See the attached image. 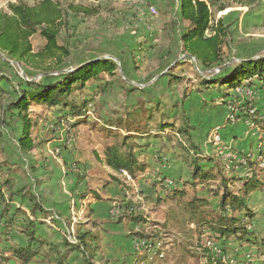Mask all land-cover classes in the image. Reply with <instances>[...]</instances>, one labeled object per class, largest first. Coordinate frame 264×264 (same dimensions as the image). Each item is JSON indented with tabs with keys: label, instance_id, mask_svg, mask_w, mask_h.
Here are the masks:
<instances>
[{
	"label": "trees",
	"instance_id": "trees-1",
	"mask_svg": "<svg viewBox=\"0 0 264 264\" xmlns=\"http://www.w3.org/2000/svg\"><path fill=\"white\" fill-rule=\"evenodd\" d=\"M8 9L9 13L0 10V52L20 64L26 72L37 71L47 76L38 83L19 78L18 84L15 85L11 77L2 74L3 70L0 68V142L4 138L3 124L11 118L20 122L18 148L22 153H30L42 146V142H36L33 138L39 124L30 116L29 109L32 105L56 109L59 126L62 122L69 125L68 135H72L75 127L88 123V116L91 115L96 121L94 125L100 127L104 138L113 140V143L104 150V165L114 173L110 183H116L126 197L132 188L128 186L129 180L123 176V173L130 177V181H135L139 173L144 172L147 167V164L136 155L141 148L137 140L162 138L167 131H170L169 145L162 144L161 148L177 150V158L190 170L191 180L180 183L169 179L172 186L167 184V179L162 180L161 187L165 190L167 198L186 197L184 189L189 184L192 185V189L203 184L205 194L194 195L188 202L194 220L192 223L199 221L198 225L204 228L203 234H208L209 240L222 251L231 245L242 246L244 243L248 246H259L254 236L248 232V227L255 219L248 199L253 193L264 189V168H261L262 162L258 160L260 158L254 159L251 154L246 153L238 155V160L224 164L220 158L204 154L192 135V131L196 130L195 126L185 110H180L179 107H174V110L179 109L175 118H171L161 110V104L154 106L150 104L152 105L150 108L145 104L134 108L131 112L116 114L114 119H103L100 115L101 108L94 102V97L111 91L116 83L121 84L119 79L104 82L99 86V94L88 99L76 101L71 96L77 90L85 88L86 83L91 80H102L99 76L101 73L114 77L117 66L111 60L91 62L73 73H60L57 78L51 75L66 69L74 62L71 36L66 35L70 30L71 17L90 16L97 13V10L74 3L63 7L54 0H40L33 6L19 2L10 4ZM226 9L227 7L224 6L217 7L213 0H180L178 13L181 19H171L162 32L173 35V42L177 39L180 53L196 59L201 69L207 71L223 67L226 63L224 47L226 39L231 34L225 27L223 18L216 21L214 13H221ZM183 21L187 23L186 26H182ZM38 33L45 40V45L41 51L35 53L31 38ZM63 34L66 36L63 37ZM224 71L221 76L211 79L200 78L196 92L207 91L216 94L210 98L211 103H216V99H219L227 108L237 107L235 120L249 121L264 134V118L260 110L253 103H248L247 99L242 106H238V103L243 101L235 92L264 90V59L243 61L238 66L232 67V70ZM164 77L170 87L180 82L173 72H169ZM2 83L12 85L13 93L2 87ZM135 91L127 90L130 94ZM227 110L229 112V109ZM153 122H155L154 126H152ZM7 165L0 162V173ZM210 165L212 167L209 168ZM244 168L247 169L248 174L245 177H238V170ZM32 172H35L33 168ZM78 182L80 184L81 180L79 179ZM208 183L211 185L205 187L204 184ZM16 187V182L9 176L0 181V204L3 206L0 213V227H4L7 235L17 224H20L18 232L28 239L26 247L12 248V257L18 264H30L38 256L46 258L49 264H69V256L75 252L82 255L83 264H98L95 261L97 248H94L98 235L90 230L82 231L79 228L73 234V242H69L66 236L63 251L58 246L38 238L37 226L43 225L46 220L54 221V218L42 207L36 196L24 190L14 192ZM5 192L8 193L7 197ZM19 194L27 197L32 204L30 217L22 208L11 211L8 201H14ZM135 209L137 211L132 200L128 201L123 205V212L118 218L110 217V219L118 223L125 220L133 222L140 227L133 234L134 240L155 242L158 234L145 229L144 225L147 222L142 214L134 211ZM38 213L43 218L39 219ZM66 224L70 226L71 221L66 220ZM259 249L264 255V243L263 247H258ZM247 257L251 259L250 255ZM146 258L147 256L143 259ZM11 260L12 258L0 254V264H10ZM255 264H264V260Z\"/></svg>",
	"mask_w": 264,
	"mask_h": 264
},
{
	"label": "rangeland",
	"instance_id": "rangeland-1",
	"mask_svg": "<svg viewBox=\"0 0 264 264\" xmlns=\"http://www.w3.org/2000/svg\"><path fill=\"white\" fill-rule=\"evenodd\" d=\"M38 1L40 0H0V10L9 13L8 7L10 4L23 2L29 6H33ZM54 1L60 3L63 7H66L70 3H74L83 4L97 10V13L93 15H83L78 18L73 16L70 19V30L67 31L66 35L71 36L70 41L75 56L74 62L69 67L76 68L80 65L91 63L96 59L108 58L117 66L116 75L113 77L107 73H101L99 76L102 80H91L86 83L85 88L77 90L71 98L76 101L88 99L95 94H99V86L104 82L119 79L121 84L116 83L111 91L102 96L94 97V102L101 108V117L106 120L114 119L116 118V114L131 112L134 108L144 106L145 104H147V108L152 107V105L161 104V110H164L171 118H175L179 113V109L174 110V107H179L180 110L183 111L185 110L184 105L189 103L186 100L191 95H195L200 78L211 79L219 75L221 76L225 72L224 70H232V67L238 66L243 61L264 57V0H213L216 2L217 7H227V9L221 13H214V18L216 21L223 18L224 25L229 30L231 36L226 39L224 47L226 56L225 65L228 67L223 70L221 69L222 67H219L207 71L201 69L199 64L197 66L193 59L185 58V56L180 53L179 44L176 43L177 39L173 42V35L162 32L171 19H181L178 13L180 0ZM186 25L187 23L183 21L182 26ZM66 35L63 34V37ZM31 43L34 52L37 53L41 51L45 45V40L41 37L40 33H38L31 38ZM0 68L3 70L2 74L13 79L15 85L18 84L19 78L38 83L45 80L46 77L42 72H26L20 64L13 61L5 54L3 58L0 56ZM65 70L66 69L56 71L54 72L56 75L52 76L57 78L58 75ZM169 72H173L177 78L180 79V82L173 87H170L167 79H164V76ZM1 85L9 92L13 93L12 85H6L5 83ZM127 90L136 91L130 94ZM204 94L205 96L203 98L205 99V105L203 109L206 108L211 111L213 108H221L219 104L212 107L213 103H211L210 98L216 96V94H209L208 92ZM246 94L239 95L243 102L238 103V106H242L245 103L244 100L247 99V102L253 103L258 110L261 108L262 112H260L264 118V90L255 91L252 97H247ZM192 98H194L192 99L193 103H191L193 107L192 109L190 108V112L193 114L192 117L195 122L198 123L197 116H199L202 110L201 100H195V96ZM227 109H229V112L226 113V121L224 124L213 128L208 133L206 140L208 144L215 146V153L209 156L220 158L224 164L238 159L235 149L226 144L222 136L221 143H217L213 140L214 130L221 135L220 130L223 125H235L239 123L235 120L236 118L234 115L236 114L235 111L238 112L237 107H228ZM29 110L33 120L36 121L37 118H34L36 114H40L39 116L42 118V126H38V129L34 132L33 138L36 139V142H42L41 148H43V151L45 149L47 150V144L53 143L55 139H63V137H61L63 134L67 137L69 136V139H65L66 143H61V146L56 148H51V146L48 147L49 149L57 150L59 153L57 154L56 151L54 153L60 158L62 157L61 150L73 153V151H77L76 147L86 150H88V148L105 147L106 142L103 139L104 135L100 127L94 125V123L96 124L95 118L90 114V116H88V123H82L78 129V133L73 130L72 135H67L69 132V125L67 123L62 122L60 127H57L58 114L56 109L36 108L35 105H32ZM210 114L212 118L220 115L217 111L214 113L210 112ZM232 117L234 120L231 119ZM245 122L246 121L243 123L245 124ZM39 123L40 122H38V124ZM154 124L155 122L152 123V126H154ZM19 125L20 122L18 120H12L11 118H8L3 124L2 131L4 138L2 142H0V162L8 164L9 166L7 165L4 171H1L0 181L9 176L14 179L16 184L18 181L20 183L22 182V184L26 183V186L21 189V191L24 190L27 192L28 190V192H30V184L27 183L26 179L28 176L34 174L31 168H35V166H27V161L31 163L32 160L27 159L18 148L17 136H19L18 134L20 133ZM200 126L201 125H199V127ZM246 126L250 130L256 132L254 135L256 141L254 143L257 144L248 154H251L254 159H258L264 143L259 144V136L257 135L261 134L262 137V130L257 129L255 125L253 127L252 123ZM45 129L49 132L46 133L44 131ZM38 130L39 132H37ZM41 131H44L43 134H41ZM52 131L54 133V135L52 134L53 136L50 135ZM55 133H58L59 137H56ZM168 135H170V131H167L166 135H163L166 143L168 142ZM69 140L72 141V148L67 142ZM154 142V139L149 138L143 143L140 142V144L151 146ZM199 146L201 147V145ZM201 150L203 151L202 147ZM99 151L101 153V150ZM204 151L206 150L204 149ZM93 152L97 156L99 155L97 151ZM44 155L49 156L50 154L44 152L43 154L38 153V155L35 156L40 158L39 161H49V159H44ZM175 156L174 158L177 160V155ZM153 161L156 162V160ZM180 163H182L181 160L178 161L174 170H181ZM77 165L78 164H75V168ZM172 165L174 166V164ZM184 168L186 169L187 166ZM261 168H264V164H261ZM228 171L230 172V170ZM238 171V177H245L248 174L245 168L239 169ZM188 175L189 177L187 178H191V174L189 173ZM128 184H132V181H128ZM160 184L161 183H159V185ZM209 185H211V183L204 184L205 187ZM191 186L192 185L189 184L186 188L183 187L185 188L186 197H177L176 199L168 200L163 210H156L152 206L148 209V217L143 215L147 222L145 229L148 232L155 231L156 234H158V239L155 240L154 243L156 244L155 250L160 256L156 258L153 263L255 264L259 261L262 262L264 260V255H262L263 253L260 252V249L258 250V247H263L264 243V189L255 192L248 201L255 215V219L252 221L251 226L248 227V232L254 236L259 246L251 248L244 243L242 246L231 245L227 247L225 251H222L217 245L212 246V244H210V237L208 234H203L204 228L202 225H198L199 221L192 223L194 220L192 219V213H190V205L188 202L193 199L194 195H202L203 184L197 185L196 189H192ZM159 188L162 189L160 186ZM17 189L16 187L14 192H17ZM132 192L133 188L131 192L128 193V196L123 197L124 200L118 199V201H120L117 202L115 207H123V205L131 201L132 198L136 199L132 195ZM5 196H8L7 192H5ZM9 202L10 201H8V203ZM133 204L135 205V203ZM0 206L3 207L1 204ZM76 222H81V220H76ZM76 222L72 221L70 224L71 226L67 225V231L69 230L71 233V237L67 234L69 242L74 241L73 229L75 224H77ZM139 228L140 227H136L135 232ZM148 251L149 250H146V252ZM247 255H250L251 259H247ZM141 256L144 257L145 255ZM146 256L149 255L147 254Z\"/></svg>",
	"mask_w": 264,
	"mask_h": 264
},
{
	"label": "crops",
	"instance_id": "crops-1",
	"mask_svg": "<svg viewBox=\"0 0 264 264\" xmlns=\"http://www.w3.org/2000/svg\"><path fill=\"white\" fill-rule=\"evenodd\" d=\"M205 92L207 91L203 93L196 92L195 95H191L192 97L195 96V100H201L202 110L199 116H197L198 123L195 122L192 117L193 114L190 112L193 107L191 104L193 103L192 99L194 98L190 96L186 100L189 102V105L185 104L184 109L191 123L196 128L195 131H192L196 144L201 145L204 154L213 155L215 153V146L207 143V136L213 128L224 124L228 110L226 106L222 105L223 103L219 99H216L217 102L213 103L212 107L219 104L221 108H213L211 111L206 108L203 109L205 105V99L203 98ZM236 92L238 95H245L249 90H237ZM208 93L210 94V92ZM35 107L43 108L40 105H35ZM259 110L262 112L261 108H259ZM216 111L219 112L220 115L212 118L210 112L214 113ZM39 115L40 114H36L34 118H37L36 121L40 122L39 126H42V118ZM58 122L59 120L57 121V127L59 128ZM199 125L201 126L199 127ZM79 128L80 125L75 127L74 131L78 133ZM44 131L46 133L49 132L46 129ZM53 131L50 134L51 136L54 135ZM19 132V136H17L18 140L21 130H19ZM37 132H39V130ZM43 132L41 131V134H43ZM220 133L225 143L232 146L237 155L251 152L253 150L252 148L257 145L254 143L256 141L254 137L256 132L250 130L242 121L235 125H223ZM55 136L59 137L58 133H55ZM257 136H259V144H261L264 134L262 137L261 134ZM61 137H63V139H55L53 143L47 144V150L45 149L43 151V148L39 147L30 153H22L20 151L27 159L32 160L31 163L27 161V166H35V168L33 167L35 170L34 174L28 176L26 179L27 183L30 184V192H28V190L27 192L36 196L42 207L54 218V221L46 220V223L37 226V237L58 246L60 250L63 251V244L67 234L71 237L70 231H67L66 220L71 221V223L72 221L76 222V220H81V222H76L77 224H75L73 234L80 228L82 231L90 230L98 235V240L94 243V248H97L95 252L96 263L154 264V261L150 262L147 258L143 259L146 256L139 257V254L135 250L133 234L137 226L128 220L118 223L116 220L110 219V212L117 205V202L120 201H118V199H123V197H125L116 183H110V178L114 173L104 165V148L111 145L113 140L103 138L106 143L105 147L102 148L99 146L100 148H88V150H86L76 147L77 151H73V153L61 150L62 157L60 158L56 156L59 152L51 148L60 147L61 143H66L65 139H69V136L67 137L65 134ZM150 139L155 140L151 146L140 144V142L143 143L145 139L137 140L141 148L137 151L136 155L141 161L147 164V167L144 172L139 173L137 180L132 181V184H128L133 188L132 195L136 198H132V203H135L137 207L136 212L145 217H148V209L152 206L156 210H163L164 206L167 205V201L172 200L167 198L165 190L161 187V184L159 185L162 180L167 179L168 181L172 179L180 183L191 180V178H187L189 177L188 174L190 170L184 168L185 165L183 162L180 163L181 170H174L176 164L180 161L174 158L176 157L175 155H177L175 154L177 150L162 149V144L169 145L163 137ZM67 142L71 147L72 141L69 140ZM50 146L51 148L49 149L48 147ZM204 149L206 151H204ZM99 150H101V153ZM55 151L57 154L54 153ZM93 151H97L99 155L97 156ZM44 152L50 154L49 156H43L44 159H49V161H39L40 158L35 156L38 155V153L43 154ZM153 160H156V162ZM75 164H78L76 168ZM172 164H174V166ZM210 167L212 166L210 165L209 168ZM79 179L81 180L80 184L78 182ZM25 186L26 183L22 184V182H17L18 191H21ZM159 186L162 189H160ZM202 194L205 193L203 192ZM96 196H99L100 199ZM248 204L250 209L253 210L250 206V202H248ZM9 205L11 211L22 208L27 216H31L30 209L32 204L23 194L17 195L14 201L9 202ZM1 211L2 207L0 206V213ZM37 216L39 219L43 218L40 213H38ZM19 227L20 224H17L7 235H5L7 232L4 227H0V254L7 258H12L10 264H18L17 260L12 257V248L26 247L28 245L27 237L18 232ZM144 227L146 228V225ZM248 247L256 248V246ZM55 258H57V256ZM68 261L69 264H83L82 255L78 252L72 253ZM30 264H49V262L46 258L38 256L34 258Z\"/></svg>",
	"mask_w": 264,
	"mask_h": 264
},
{
	"label": "built area",
	"instance_id": "built-area-1",
	"mask_svg": "<svg viewBox=\"0 0 264 264\" xmlns=\"http://www.w3.org/2000/svg\"><path fill=\"white\" fill-rule=\"evenodd\" d=\"M154 13V12H153ZM247 97H252L254 95V93L252 91H249L247 92ZM232 120H234V118L232 117L231 118ZM246 125L249 126L250 122L249 121H246L245 122ZM252 126L254 127V125L252 124ZM257 128V127H256ZM258 129V128H257ZM69 131V130H68ZM213 132V131H212ZM214 130V135H213V140L217 143H221L222 142V138H221V135H219L218 132H216ZM259 158L262 162V164H264V145L262 146L261 150H260V153H259ZM238 160V159H237ZM123 176L127 178V180L130 181V177L126 174V173H123ZM167 184L172 186V182L171 181H167ZM136 211V209L134 210ZM123 212V207H114L111 212H110V216L112 218H115L117 219L118 216ZM210 244H212V246H215V244L209 240ZM212 242V243H211ZM134 245H135V250L136 252L139 254V257H143L141 255H149L147 256V259L150 261V262H153L156 258H158L160 256V254L155 250V243L154 242H151V241H143V240H134ZM146 250H149L148 252H146ZM144 251V252H143ZM143 253H147V254H143Z\"/></svg>",
	"mask_w": 264,
	"mask_h": 264
},
{
	"label": "water",
	"instance_id": "water-1",
	"mask_svg": "<svg viewBox=\"0 0 264 264\" xmlns=\"http://www.w3.org/2000/svg\"><path fill=\"white\" fill-rule=\"evenodd\" d=\"M0 54H1V55H4V54L1 53V52H0ZM185 58H191V57H189V56H185ZM191 59H193V60L195 61V64L198 66V62H197V60L194 59V58H191ZM258 59H264V57H259ZM101 60H109V59H108V58H102V59H99V60L96 59V60H94L93 62L101 61ZM84 65H85V64L80 65L79 67H76V68L68 67V68H66L65 71H62V74L73 73V72H75V71L81 69ZM226 67H228V66L225 65V66H223L221 69L223 70V69H225ZM51 75H56V74L53 73V74H51ZM45 76H47V75L45 74ZM31 82H32V81H31Z\"/></svg>",
	"mask_w": 264,
	"mask_h": 264
},
{
	"label": "bare ground",
	"instance_id": "bare-ground-1",
	"mask_svg": "<svg viewBox=\"0 0 264 264\" xmlns=\"http://www.w3.org/2000/svg\"><path fill=\"white\" fill-rule=\"evenodd\" d=\"M0 56L3 58V55L0 54Z\"/></svg>",
	"mask_w": 264,
	"mask_h": 264
}]
</instances>
